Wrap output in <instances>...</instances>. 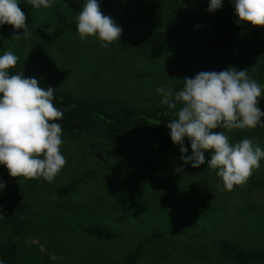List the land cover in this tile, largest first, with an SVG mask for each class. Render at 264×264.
Returning <instances> with one entry per match:
<instances>
[{"label": "rangeland", "instance_id": "rangeland-1", "mask_svg": "<svg viewBox=\"0 0 264 264\" xmlns=\"http://www.w3.org/2000/svg\"><path fill=\"white\" fill-rule=\"evenodd\" d=\"M191 20L171 40L153 45L147 53L122 49L117 41L107 47L95 36L81 39L78 32L61 34L54 44L28 36L11 38L14 29L0 25V56L11 51L18 57L14 67L33 72L59 91L92 96L138 107L165 105L157 88H171L190 73L213 68L240 71L250 59L252 33L262 31L259 48L261 66L251 63L248 76L262 89L258 107L264 112V27L238 21L233 0H222L212 12L210 0H189ZM24 14L35 19L50 34L56 27L51 15L54 4L78 24V14L87 0H50L51 7L37 9L27 0H17ZM103 15L122 29V35L139 36L163 31L182 21L183 0H97ZM68 17V18H69ZM233 18V22H229ZM186 21V20H185ZM184 21V22H185ZM22 35V29L15 30ZM228 39L238 42L231 50H209L211 42ZM168 107V106H167ZM176 108H167L172 119ZM264 122V117H261ZM230 143L245 138L264 149V123L255 128H224ZM66 165L51 183L43 177H10L0 165V194L27 201L30 212L27 228L20 233L22 254L18 264H233L218 257L214 240L224 239L245 250H264V190L253 181H264V159L242 186L224 189L218 169L207 162L193 168L182 159L180 145L168 147L142 142L122 151L108 147L102 139L61 138ZM192 155L190 141L184 139ZM94 170L91 179L69 195L59 189L82 173ZM99 226L118 234L111 242L86 236L81 228ZM173 234L146 243L153 234ZM138 249L133 262L125 259Z\"/></svg>", "mask_w": 264, "mask_h": 264}, {"label": "clouds", "instance_id": "clouds-1", "mask_svg": "<svg viewBox=\"0 0 264 264\" xmlns=\"http://www.w3.org/2000/svg\"><path fill=\"white\" fill-rule=\"evenodd\" d=\"M237 23H249L264 27V0H233ZM34 8L51 7L50 0H27ZM222 6V0H210L208 11ZM0 25H11V38H27L26 15L17 0H0ZM23 29V34L15 30ZM77 30L81 39L97 37L107 47L119 40L122 29L103 15L97 0H87L78 14ZM18 57L11 51L0 56V165H4L10 177L37 179L43 177L51 183L66 165L60 151L63 144L61 125L52 121L62 119L63 113L52 103L54 88L40 87L35 78L9 75ZM161 102L170 109L179 102L178 118L167 124L174 144L180 145L181 159L198 168L205 163V151L212 153L207 166L218 169L224 189L244 185L252 172L260 167L264 149L252 140L243 139L230 143L224 132L255 128L264 123V112L258 107L261 86L248 76L246 70L229 68L220 72H200L194 78H186L181 91L173 94L171 88H157ZM191 144L192 155L187 152L184 139ZM4 184L0 182V188Z\"/></svg>", "mask_w": 264, "mask_h": 264}, {"label": "trees", "instance_id": "trees-1", "mask_svg": "<svg viewBox=\"0 0 264 264\" xmlns=\"http://www.w3.org/2000/svg\"><path fill=\"white\" fill-rule=\"evenodd\" d=\"M185 3L182 21L174 22L163 31H150L139 36L122 35L116 40L122 49H137L141 53H147L153 45L164 43L169 40L191 20V3ZM51 15L56 23L52 33L46 34L40 29L34 18L26 15L27 31L32 33L44 44H54L58 37L68 32H78L77 23L61 9L60 5L54 4L51 8ZM69 17V18H68ZM233 22V18H229ZM186 20V21H185ZM185 21V22H184ZM235 22V21H234ZM233 22V23H234ZM239 24V23H236ZM240 25V24H239ZM11 26V25H10ZM23 30V29H22ZM252 33V43L250 59L247 65L241 70H249L251 63L259 67V48L262 39V31L250 28ZM238 45L228 39H220L209 44V50L217 53L231 50ZM227 69L213 68L208 72H220ZM9 75H23L25 78H35L40 87L45 90L51 86L50 83L39 75L19 69H8ZM196 73H190L183 78L177 88L184 87L186 78H194ZM52 87V86H51ZM53 105L63 113L62 119L52 122L61 125V138L68 140H80L83 138H98L114 149L128 150L136 144L142 142H156L162 147H168L171 141L170 129L167 124L173 119L168 113L167 105H151L138 107L122 102H116L104 98L92 96H78L69 92L59 91L54 88ZM94 170L82 173L75 179L70 180L58 191L59 194L69 195L80 184L93 177ZM255 186L264 190V181H253ZM30 208L24 199H12L0 194V264H18L22 254L20 243V233L27 228ZM84 235L90 236L104 242H111L118 238L115 232L94 225L81 228ZM172 238L173 234H153L146 243L154 242L164 237ZM220 257L233 264H264V250H245L236 243L217 239L213 241ZM139 255L138 249L126 257V261L132 263L133 259Z\"/></svg>", "mask_w": 264, "mask_h": 264}]
</instances>
